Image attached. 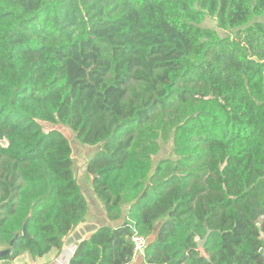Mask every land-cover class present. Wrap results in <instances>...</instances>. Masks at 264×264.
Masks as SVG:
<instances>
[{
  "label": "trees",
  "instance_id": "1",
  "mask_svg": "<svg viewBox=\"0 0 264 264\" xmlns=\"http://www.w3.org/2000/svg\"><path fill=\"white\" fill-rule=\"evenodd\" d=\"M57 127L108 221L68 264H264V0H0V260L84 220Z\"/></svg>",
  "mask_w": 264,
  "mask_h": 264
},
{
  "label": "rangeland",
  "instance_id": "2",
  "mask_svg": "<svg viewBox=\"0 0 264 264\" xmlns=\"http://www.w3.org/2000/svg\"><path fill=\"white\" fill-rule=\"evenodd\" d=\"M208 25H212L211 22H208ZM43 127L46 130H50L53 129V126L51 125H47V124H43ZM58 130H60V132L63 134V136H65V138H67L72 146V152H73V158L77 159L79 157H81V155L85 154L86 152H91L94 153V150H91L89 147H87V149L82 150L81 146L79 145V143L76 141L75 136L73 135V133H71L70 131H68L65 128L62 127H57ZM170 152H171V142L169 143H162L160 145V151L158 154V158H166L170 156ZM92 157H90L89 155H85L83 157V159L77 161L75 159L72 160V169H73V174L76 180V183L80 189L81 194L83 195L86 203H87V209L89 210L90 214L96 215V216H100V214L103 211L97 210L96 206L94 204V200H96V202L99 204L98 200L95 198L93 192L88 188V186L86 185V181H85V162H87L88 160H90ZM85 163V164H84ZM100 205V204H99ZM100 209H102L101 205L99 207ZM141 257H135L129 264H141Z\"/></svg>",
  "mask_w": 264,
  "mask_h": 264
},
{
  "label": "crops",
  "instance_id": "3",
  "mask_svg": "<svg viewBox=\"0 0 264 264\" xmlns=\"http://www.w3.org/2000/svg\"><path fill=\"white\" fill-rule=\"evenodd\" d=\"M81 147H82L81 148L82 150L87 149V147H83V146ZM90 149L92 150V148ZM85 155H89L91 157L93 153L91 154V152H86L85 154L81 155V157L77 159L73 158V155H72V158L79 161L83 159ZM84 178L87 183L86 185L91 190V185H90V180H89L88 175L86 174ZM93 200H94L96 209L103 211L102 209L99 208L100 205L96 202V200L95 199ZM83 222L86 223L87 225H96L97 227L98 225H104L108 223L104 212H102L100 216H96V215L90 214L88 209H87ZM75 248H76V244L68 246V247L64 246L63 244L61 250L58 251L54 249L50 251L47 255L41 258L32 259L27 254H23V255L18 256L12 261L0 260V264H68L69 259L71 258V256L73 255L75 251ZM141 262L143 263L142 258H141Z\"/></svg>",
  "mask_w": 264,
  "mask_h": 264
},
{
  "label": "water",
  "instance_id": "4",
  "mask_svg": "<svg viewBox=\"0 0 264 264\" xmlns=\"http://www.w3.org/2000/svg\"><path fill=\"white\" fill-rule=\"evenodd\" d=\"M0 144L2 146H4L6 144V142L2 140V141H0ZM25 228H26V222L24 223L23 228H22V234L23 235L26 234ZM97 228L98 227L96 225H87L84 222L80 223L78 225V227L75 229V231H73L65 239L64 246L68 247V246L75 245V244L81 242L86 235H89V234L93 233L94 231L97 230ZM207 234H208V232H207ZM207 234L203 237V239L197 240V244L199 246L200 256L204 257L207 261H209V259L206 256V253H205V251L203 249L205 240L207 238ZM16 238H17V236L10 242L8 249L0 250V257H4V256H6V255H8L10 253V247L13 245V243L16 240Z\"/></svg>",
  "mask_w": 264,
  "mask_h": 264
},
{
  "label": "built area",
  "instance_id": "5",
  "mask_svg": "<svg viewBox=\"0 0 264 264\" xmlns=\"http://www.w3.org/2000/svg\"><path fill=\"white\" fill-rule=\"evenodd\" d=\"M131 242L133 245V259L138 256L142 257L143 251L146 247V240L138 233H134Z\"/></svg>",
  "mask_w": 264,
  "mask_h": 264
}]
</instances>
